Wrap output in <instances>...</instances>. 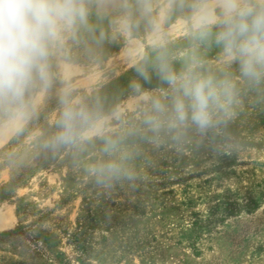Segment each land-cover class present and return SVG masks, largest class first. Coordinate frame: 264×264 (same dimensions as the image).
Masks as SVG:
<instances>
[{
  "label": "rangeland",
  "instance_id": "obj_1",
  "mask_svg": "<svg viewBox=\"0 0 264 264\" xmlns=\"http://www.w3.org/2000/svg\"><path fill=\"white\" fill-rule=\"evenodd\" d=\"M169 2L185 4L165 25L173 68L196 56L199 71L238 77L217 46L191 39L187 5L202 0H153ZM100 27L111 31L107 20ZM155 54L143 25L73 48L38 119L21 136L0 132V264H264V80H238L231 114L207 129L152 131L143 123L151 104L133 85L164 101L169 85L146 88L135 71ZM65 85L112 118L104 138L45 148ZM108 139L117 142L110 153ZM109 161L120 173L96 183L90 169Z\"/></svg>",
  "mask_w": 264,
  "mask_h": 264
},
{
  "label": "clouds",
  "instance_id": "obj_2",
  "mask_svg": "<svg viewBox=\"0 0 264 264\" xmlns=\"http://www.w3.org/2000/svg\"><path fill=\"white\" fill-rule=\"evenodd\" d=\"M184 7L182 2L156 5L153 0H0V132L4 139L23 135L38 119L54 84L65 79L64 61L73 48L89 43L99 47L108 40L129 38L141 25L156 54L150 62L145 57L135 71L147 81L151 69L170 88L164 102L133 85L151 104L143 123L152 131H159L165 124L169 129L192 125L204 130L219 115H230L237 81L257 84L264 80V0H202L187 5L192 41L217 46L220 63L238 68L236 78L199 71L203 62L196 56L185 70L177 72L173 68L166 47L170 33L165 25L177 8ZM104 20L110 32L100 27ZM73 92L70 85L57 91L60 107L50 121L55 131L43 141V147L104 138L112 117L102 116L74 98ZM113 117L118 119L119 112ZM36 135L39 133L30 139ZM116 146V141L108 139L103 151L110 153ZM90 170L99 174L96 183L104 184L105 174L118 175L121 168L109 161Z\"/></svg>",
  "mask_w": 264,
  "mask_h": 264
},
{
  "label": "trees",
  "instance_id": "obj_3",
  "mask_svg": "<svg viewBox=\"0 0 264 264\" xmlns=\"http://www.w3.org/2000/svg\"><path fill=\"white\" fill-rule=\"evenodd\" d=\"M148 73H149V79L147 81H145L142 78L141 81H140V83L144 87H146V88H155V87H158V86H160V85L165 83L152 70H150ZM231 212H232V214H234V211H231Z\"/></svg>",
  "mask_w": 264,
  "mask_h": 264
}]
</instances>
